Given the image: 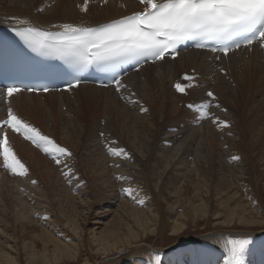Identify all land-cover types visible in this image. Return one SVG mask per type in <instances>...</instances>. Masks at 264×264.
<instances>
[{
	"label": "bare ground",
	"instance_id": "bare-ground-1",
	"mask_svg": "<svg viewBox=\"0 0 264 264\" xmlns=\"http://www.w3.org/2000/svg\"><path fill=\"white\" fill-rule=\"evenodd\" d=\"M80 2L82 3L83 0H0V36L7 27L25 26L13 21L10 19L11 17H16L21 20L27 19L33 26L41 29L61 31L62 29L53 26L73 24L91 27L134 12L143 11L144 9V5L141 4L140 0H96L93 3L92 8L95 9L92 10V16H90V18H85L87 16L84 15L86 14L85 10L84 14L79 16V14H81L80 11L83 9L77 8L78 5L76 4ZM98 2H103V7H99L96 4ZM121 7L123 9H120ZM182 73H185L187 76L188 74L191 76L196 74L197 81L210 88L213 92V97H218L217 100L220 102H225L223 97H226L229 98V103L239 104L243 99L247 98V93H250L253 88L263 85V87H257L256 94L259 93V91H257L258 88H264V46L263 49H260L258 44L255 43L250 47H244L240 50L229 52L227 56L223 54L218 56L209 51L195 49L182 51L177 58L165 56L163 60L146 63L137 70L123 76L120 79L121 86L118 91L116 84L112 86H97L88 83H80L71 88L49 90L47 92L20 91L14 93L11 97H8L5 91L0 93V121L7 118V109L9 106L23 120V116L27 115H21V113L27 114V111H40L45 107L47 108L48 105L50 109L52 108V104L58 107V113L62 114L66 112L62 109L64 106L65 108L69 106L67 111H72L71 113H73L75 110H72L70 104L73 99L90 97L93 100H98L101 96V92L106 90L110 93L106 95L103 94L105 101L103 107L108 103L107 107L110 108L111 112L112 110L113 112H117L120 105L116 102V96L125 94L126 97L128 95L134 97L135 93H139V98L143 101H140L141 105L143 103L144 106L139 107L137 105L136 108L139 112L134 108L133 118L135 120L134 126L137 127H135L136 130L138 128H142L143 130L144 127L154 123L153 119L161 118L163 115L171 116L170 118H180V114L184 113V110H186L184 107L180 106L181 101L183 99L188 101L193 97L197 99L201 94V92L194 91L195 89L192 88L186 90V93L178 94L175 91L173 86L177 82L181 84L188 82L182 78ZM71 91H78L83 96L71 97L68 94ZM261 91L263 92L264 89ZM200 96L203 98L207 97L208 91L204 89L203 94ZM260 101L264 102V95ZM45 102H48V104ZM73 104H75V102H73ZM82 104H84V101ZM148 106H152V110H150ZM226 107L227 106H225L224 115L228 114L229 119L233 121V125H236L235 130H238L239 127L240 131L242 125H240L238 116ZM82 109L83 105L79 110L77 109L73 115H75V117L80 116L79 113ZM124 109H128V107ZM226 109H228V111H226ZM70 124L73 123L70 122ZM77 125L82 124L79 123ZM174 126L175 125L165 127L167 128L163 136V142H165V144L171 141L176 142L182 138L183 135L189 134L188 130L197 128L191 127L189 123L184 129H177V126ZM132 128L131 130L133 131L135 128ZM259 129L260 128L257 127L255 130ZM5 130L8 132L9 141L14 151L18 149H20V152L24 149L27 151L29 150L27 142L23 141L17 133H14L10 128ZM65 131H71V127L68 126ZM183 141H186L185 136H183ZM181 145L182 144L179 143V145L176 146L180 147V150L176 154L174 162H172V164L168 162L163 166V171L173 168L172 173L179 179V182H177L178 185L169 190L172 202L168 203V208L173 212L171 223L173 234L181 233L187 226V211L179 213L177 209L178 206L182 204L186 209L191 211L194 217L193 219L197 217V213L206 214L210 203H212L216 218H220L224 211H228L230 212V216H232V222L236 223L233 218H237V223L243 225H254L256 223L264 224V210L262 207L256 205V208H250V205H252L256 199H262V201H264V183L262 187L263 190L260 192L255 183L257 181L254 179L255 182L251 183L247 179L249 177L243 174L236 175L237 184L236 181L232 183L231 180L225 178V182L219 184L211 193L208 184L198 183L199 185L201 184L200 187L195 189L193 194L183 201L181 196L182 188L185 184V179H183L185 172L183 171L188 170V165L189 168L191 167L190 165L196 167L195 160L198 159V155L196 151L193 152V148L190 146L185 152L182 151ZM174 148L169 149L163 145L165 151H170ZM24 155L21 157L18 156L23 162L25 161L23 158L25 157ZM190 155L194 156L193 162L189 159ZM126 157L130 158L128 155ZM26 158L27 160L29 159V161L32 160L30 155L29 157H25V159ZM227 158L234 160L230 155H228ZM0 165H2V160H0ZM234 165H237V170H245V166L240 160L235 161ZM8 172L10 171L7 169L5 173L1 172L0 169V264H64L68 261L73 262V264H81V258L83 260L82 264H95L90 260L94 253L100 256L102 255V259L113 261L110 257L119 253L121 254L130 248L133 249L131 255H133L137 263L141 264L143 261L142 258L148 257L151 264H153V254L151 251L155 248L144 243L135 244L137 241L142 242V240L150 238L151 235L159 234L161 229L159 225V221H162L160 220V213L157 209L154 210L155 204L152 203L149 198L144 197V195H136L135 199L131 197V200L125 201L124 197L121 199L119 196L118 198L120 199L118 200L120 201L117 207L112 208L113 204L117 203L113 200L117 199V196H114L110 200L111 202L105 203L106 206L94 213L92 223H94L95 226L92 227L91 231L88 232L89 234H87L74 219H70L69 221L65 219L67 223L63 224L60 219L52 213L49 207L44 205L41 207L43 202L35 204V209L32 208L31 211L29 210L34 215L36 213L38 214L36 217L37 220H35L36 218L32 220V216L30 217L31 220L28 219L29 217L24 211L30 205L27 203V198H34V195H31L33 192L26 186L24 189H19V194L14 192L10 194L11 200L8 202L5 195L1 192V188H6L8 192L9 190L13 191L14 187L13 185H3V181L9 179V184L18 183L22 177L20 175H13L10 172L11 176L9 178L7 175ZM161 173L163 174L162 171ZM160 177L161 175H159V178ZM27 180L28 178L25 179V181ZM29 181L33 182L31 179ZM21 185L25 186L24 181ZM240 191H245L246 196L242 197ZM207 193H210V195H207ZM200 194H204L205 196L201 197ZM247 198L249 199V203H241ZM85 199L86 198L80 200L82 206H84L83 202H87L84 201ZM200 200H204V207H199L197 211L198 202H200ZM139 201H143V203H139ZM37 208H40V210L37 211ZM253 211L260 213L261 218L259 219L258 216H254ZM110 215H112V217L108 221H105V218ZM180 215L181 218L178 221ZM13 216H15L18 226L15 224L5 225L4 220L6 218L11 219ZM84 221H86V219H84ZM40 223L43 227L41 226L39 233L35 232L34 228ZM216 223L221 224V222ZM7 226H9L10 229L5 228ZM101 226L104 228L102 229ZM7 230L10 232H6ZM86 234L90 239L89 246L91 249L89 252L83 254L82 250L87 245L85 243L87 240ZM233 234L239 237L246 236L247 234H255V232L251 230L242 232H223V230H214L204 236H196L183 241L181 240L177 244H174V246H179L178 250L175 251L169 248L170 256L166 258L165 264H225L229 258L231 237H234L231 235ZM202 239H207L214 244L215 247L212 251L204 252L199 243L193 246L194 242ZM261 249L264 252V248L262 247ZM261 249L247 253L241 264H264V255Z\"/></svg>",
	"mask_w": 264,
	"mask_h": 264
},
{
	"label": "rangeland",
	"instance_id": "rangeland-1",
	"mask_svg": "<svg viewBox=\"0 0 264 264\" xmlns=\"http://www.w3.org/2000/svg\"><path fill=\"white\" fill-rule=\"evenodd\" d=\"M94 1L96 0H83L82 3L76 4L78 5L77 8L83 9L82 11H80L81 9L79 10L81 13L79 16L83 15L86 11L84 15L87 16L85 18H90L92 10L95 9L92 8ZM96 4L99 7H103V2ZM120 9L123 8L121 7ZM181 76L184 79L185 73H182ZM188 76L193 77V79L191 81L186 80L188 82L182 84L191 83L192 86L186 90L192 88L195 89L194 91L201 92V94H203L204 89L208 93L212 92L206 85L197 81L196 74L194 76L188 74ZM261 86L263 87V85ZM257 87L253 88L250 93H247V98L243 99L239 104L229 103V98L226 97H223L225 102H220L217 100L218 97L207 96L203 98L200 96L201 94L197 99L195 97L188 101L183 99L180 106L186 110L180 114V118H170L171 116L163 115L161 118L153 119L154 123L144 127L143 130L142 128L136 130L137 127L134 126L135 120L133 118V110L136 109L139 112L136 108L137 105L139 107L144 106L143 103L141 105L140 101L142 100L139 98V93H135V98L129 95L127 96L129 98H127L125 94L122 96L114 94L117 98L116 102L120 104L117 112H113V110L111 112L110 108L107 107L108 103L103 107V104H105L103 94L110 93L105 90L101 92L98 100H93L90 97L73 99L70 104L72 110L74 109L75 112L83 105V109L79 113L80 116L77 117L73 115L75 112L71 113L72 111H67L69 106L67 108L64 106L62 109L66 112L61 114L58 113V107L53 106V104L50 109L48 105L47 108L45 107L40 111H27V114L21 113V115H27L23 116L24 121L38 128L42 134L50 137L59 146L66 148L71 153V156H61L62 162L57 164L52 156L24 139L22 135L17 134L29 145L28 151L25 149L21 150V152L20 149L15 150L17 156L21 157L25 154V157H29L30 155L33 161L30 160V162L29 159L27 160V158L23 157L25 161L22 162L28 169L27 175L22 176L18 183L9 184V179L4 180L3 185H13L14 190L7 192L6 188H1V192L9 202L11 200L10 194L13 192L19 194V189H24L27 186L33 192L31 195H34L33 199L27 198V203L30 205L24 212L29 217L28 219L31 216L32 220L37 217V213L35 216L30 211L32 208L35 209V204L43 202L41 207L43 205L49 207L52 213L63 224L67 223L65 222L66 220L74 219L87 234L95 226L92 223L94 213L106 206L105 203L111 202L110 200L114 196H117V199H113L117 203H114L112 208L117 207L120 201L118 199L120 198L124 197L125 201H128L131 200V197L135 199L136 195H144V197L149 198L155 204L154 210L157 209L160 213V220L162 221H159V225L161 229L159 234L151 235L150 238L142 240V242L137 241L135 244L144 243L155 248L151 251L153 254V264H165L166 258L170 256L169 248L175 251L178 250L179 246H174V244H177L181 240L204 236L214 230H223V232L251 230L255 234L239 237H237L238 235H231L234 236L231 237V242L249 241L240 257L242 263L247 253L261 249L262 247L264 248V224L243 225L237 223V218H233L236 223L232 222V216H230V212L228 211H224L220 218H216L212 203H210L206 214L197 213V217L193 219L191 211L186 209L182 204L177 209L179 213L187 211V226L181 233L173 234L171 229L173 212L168 208V203L172 202L169 190L178 185L179 179L172 173L173 168L163 171V166L168 162L171 164L174 162L176 154L180 150V147H176L179 143L182 144L181 148L184 152L189 146L193 148V152L196 151L198 155V159L195 160L196 167L190 165L192 168H189L188 165V170L183 171L185 172L183 178L185 179V184L181 193L183 201L192 195L201 184H208L211 193L219 184L225 182V178L234 183L237 174L248 176L249 178L247 179L251 183L257 181L255 183L260 192H262L264 183V102L260 100L263 98L264 91L262 92L261 90L264 88H258L257 91L259 93L256 94ZM173 88L178 94L181 93L177 91L175 85ZM68 94L71 97L83 96L78 91H71ZM44 99L47 100L46 98ZM209 99L211 101L207 102ZM83 101L84 104H82ZM206 102L211 105L207 110L211 114L210 118L203 117L195 109L188 107L190 104L199 106ZM45 103L48 104V102ZM225 106L238 116L240 125H242L240 131L239 127L238 130H235L236 125H233V121L229 119V115H224ZM125 107H128V109H124ZM148 108L152 110V106H148ZM70 122L73 124H70ZM187 122L191 127L197 128L190 129L188 130L189 134L183 135L186 137V141H183L182 136L176 142L171 141L167 144L163 142V136L167 130L165 127L175 125L174 127L177 126V129H184L188 125ZM79 123L82 125H77ZM68 126L71 127V131L66 132L65 130ZM131 126L136 128L134 129ZM257 127L260 129L255 130ZM131 128L134 129V132ZM163 145L169 149L175 148L165 151ZM109 148L123 149L126 156L128 155L130 158H127L125 155H112L109 152ZM228 155L238 157V159L232 160L227 158ZM193 157V155L189 156L192 162ZM19 159L21 160V158ZM238 160L244 164V171L237 170V165H234V162ZM0 169L1 172L5 173V168L1 166ZM69 170L71 171L69 172ZM66 173L69 174L66 175ZM7 175L10 178L11 173L8 172ZM159 175H161L160 178ZM118 177H124V179H118ZM26 178H28L27 181H25ZM30 179L35 181V183L30 182ZM23 181L25 186L21 185ZM198 183L201 184L199 185ZM125 189H132V195H129ZM240 192L242 197L246 196L245 191ZM210 193H207V195H210ZM119 196L120 198H118ZM200 196L203 197L205 195L200 194ZM84 198H86L84 201L87 202H83L84 206H82L80 200ZM248 201L249 199L247 198L241 203H249ZM256 205H260L264 210V201L262 199H256L250 205V208H256ZM199 207H204V200L198 202L197 211ZM36 210L39 211L40 208ZM65 214L68 215L66 216ZM253 214L254 216H258L259 219L261 218L260 213L257 211H253ZM112 215L105 218V221H108ZM180 218L181 215L178 217V221ZM216 222H221V224ZM4 224H15L18 226L15 216L11 219L6 218ZM40 224L34 228L35 232H40L39 230L42 226ZM102 226L101 228L103 229L104 227ZM5 228L10 229L9 226ZM6 232L10 231L7 230ZM86 239L85 243L87 245L82 250L83 254L89 252L91 249L88 236ZM198 243L204 252L212 251L215 247L207 239L196 241L193 243V246L198 245ZM132 250L130 248L121 254L119 253L110 257L113 261L102 259V255L100 256L95 253L90 260L95 264H139L135 261L133 255H131ZM262 254L264 255L263 250ZM142 260L141 264H151L148 257H143ZM82 261L81 258V264ZM64 264H73V262L68 261Z\"/></svg>",
	"mask_w": 264,
	"mask_h": 264
},
{
	"label": "snow or ice",
	"instance_id": "snow-or-ice-1",
	"mask_svg": "<svg viewBox=\"0 0 264 264\" xmlns=\"http://www.w3.org/2000/svg\"><path fill=\"white\" fill-rule=\"evenodd\" d=\"M143 11L130 16L84 27L73 24L54 25L61 31L42 30L27 19L11 17L25 27L14 29L21 38L37 49L69 58L88 66L118 65L163 60L166 54L175 53L178 46L192 42L197 48H208L227 56L253 43L264 46V0H140ZM219 58V57H217ZM185 80L193 77L185 75ZM119 90L120 80L113 81ZM76 85L80 83L75 81ZM73 85L70 83L69 88ZM191 83L175 84L177 91L186 93ZM35 91L36 89H28ZM48 91L47 88L40 89ZM21 91L18 86L6 89L8 97ZM208 96H213L211 92ZM210 103L188 105L201 116L210 118L207 111ZM20 134L37 148L52 156L57 164L61 156H71L66 148L59 146L50 137L22 120L9 106L7 118L0 121V160L3 168L13 175L26 176L28 169L13 150L8 132ZM112 155H126L123 149L109 148ZM238 159V157H233ZM71 170H69L70 172ZM69 173H66L68 175ZM124 179V177H118ZM35 183V181H33ZM132 195V189H125ZM143 203V201H139ZM247 240L232 241L229 258L225 264H241V254Z\"/></svg>",
	"mask_w": 264,
	"mask_h": 264
}]
</instances>
